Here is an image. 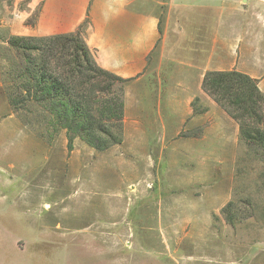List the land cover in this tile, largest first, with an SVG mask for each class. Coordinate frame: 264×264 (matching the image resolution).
<instances>
[{
  "label": "rangeland",
  "instance_id": "1",
  "mask_svg": "<svg viewBox=\"0 0 264 264\" xmlns=\"http://www.w3.org/2000/svg\"><path fill=\"white\" fill-rule=\"evenodd\" d=\"M159 1L165 28L172 2ZM179 3L172 22L189 42L175 55L191 50L200 74L245 73L264 93V0ZM32 4L0 0V264H264V149L203 89L210 106L196 97L182 127L169 122L168 66L125 96L123 142L105 151L79 138L70 148L32 105L12 108L22 58L10 39L48 37L30 33L43 1ZM139 121L155 129L146 137Z\"/></svg>",
  "mask_w": 264,
  "mask_h": 264
},
{
  "label": "trees",
  "instance_id": "2",
  "mask_svg": "<svg viewBox=\"0 0 264 264\" xmlns=\"http://www.w3.org/2000/svg\"><path fill=\"white\" fill-rule=\"evenodd\" d=\"M86 20L70 34L10 39L22 60L14 74L17 92L9 103L15 110L32 105L35 116L55 134L65 129L70 148L79 138L105 151L123 142L125 86L130 80L98 66L85 40ZM202 89L238 122L248 141L264 149V93L257 80L236 70L208 71Z\"/></svg>",
  "mask_w": 264,
  "mask_h": 264
},
{
  "label": "crops",
  "instance_id": "3",
  "mask_svg": "<svg viewBox=\"0 0 264 264\" xmlns=\"http://www.w3.org/2000/svg\"><path fill=\"white\" fill-rule=\"evenodd\" d=\"M42 1L37 31H30L24 25L21 31H30L40 36L67 34L74 32L89 17L86 43L93 52L98 66L123 79L130 80L125 92L126 98L136 84L144 82L151 73L159 75V71H162L163 66L166 65L170 79L169 100L166 106L169 122L179 118L178 123L182 127L189 117V106L196 97L206 103V106H210L208 96L205 93L202 94V82L207 72L203 69V73L200 74L204 63L198 62L202 64L199 66L193 61L189 55L191 53L189 49V53L185 52L188 61L184 57L175 55L179 48H186L189 42L186 40L185 32H178L179 20H176L174 24L171 18L174 5H181L179 3L181 0H171L170 16H168L170 19L167 20L165 28L161 25V14L154 11L155 7L163 5L159 0H80L76 10L74 6L76 0H65L68 4L62 7L50 3V0ZM38 2L40 0H33L35 4ZM68 8L70 9L68 16L58 12L59 9L68 10ZM28 15L25 12L23 20ZM58 16H63L65 20L71 16V19L62 23L63 28L56 29L51 26L56 25L55 19L57 20ZM173 35L177 37V42L173 41ZM181 38L186 40L187 45L183 44L184 41L182 42ZM168 47L169 57L166 55ZM166 57H168L167 60ZM147 89H144L145 93H148ZM176 98H180L184 105H181V102L178 105ZM126 112L127 102L125 101ZM150 125H153L154 127H151L155 129L154 122L146 124L139 121L137 132L144 133L147 137L151 131ZM163 130H166L164 125Z\"/></svg>",
  "mask_w": 264,
  "mask_h": 264
}]
</instances>
